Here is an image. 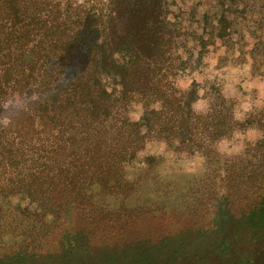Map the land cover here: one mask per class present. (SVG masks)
<instances>
[{"label":"trees","instance_id":"obj_1","mask_svg":"<svg viewBox=\"0 0 264 264\" xmlns=\"http://www.w3.org/2000/svg\"><path fill=\"white\" fill-rule=\"evenodd\" d=\"M171 15L170 0H0V211L18 196L35 223L27 230L16 216L0 217V246L22 237L5 264L35 260L50 236L61 243L58 262L150 264L146 246L92 250L120 212L97 197L129 196L124 170L150 141L217 159V144L236 128L256 123L264 131V115L240 123L227 98L205 113L194 109L197 86L175 84L191 55L179 61L181 24ZM227 23L222 12L221 31ZM135 104L144 109L137 121ZM248 152L231 165L230 180L238 184L240 174L264 190V138ZM234 222L219 220L262 234L264 193Z\"/></svg>","mask_w":264,"mask_h":264},{"label":"rangeland","instance_id":"obj_2","mask_svg":"<svg viewBox=\"0 0 264 264\" xmlns=\"http://www.w3.org/2000/svg\"><path fill=\"white\" fill-rule=\"evenodd\" d=\"M170 1L181 24L179 61L191 55L186 70H175V84L181 89L197 86L200 98L194 109L205 113L211 101L223 97L233 104V117L240 123L264 115V0ZM222 12L227 14L226 32L218 25ZM143 110L142 105H133L131 119L139 120ZM263 138L264 131L256 123L238 127L217 144V159L190 153L177 147L178 143L169 146L150 141L124 170L123 180L132 187L129 196L97 197L107 205L106 211L120 212L115 215L118 225L108 228L92 250L121 254L146 246L154 257L150 264H264V232L255 235L219 223L220 219L238 223L260 201L264 190L257 182H248L239 174L235 177L241 179L235 184L230 176L231 165L239 166L240 158ZM235 185L239 191L231 188ZM224 197L228 203L225 209L220 206ZM13 198L0 217L16 216L19 227L31 230L34 209L30 214L23 212L24 207H32L30 203ZM18 202L22 207L17 208ZM46 220L54 217L48 215ZM21 239L6 236L0 246V264L12 261ZM44 241L37 258L27 264H75L55 260L61 245L57 238L50 236Z\"/></svg>","mask_w":264,"mask_h":264}]
</instances>
